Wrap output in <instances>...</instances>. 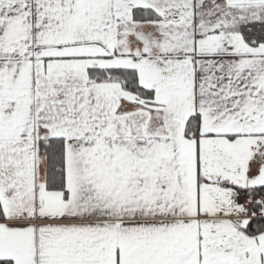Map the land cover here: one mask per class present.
I'll use <instances>...</instances> for the list:
<instances>
[{"label":"snow or ice","instance_id":"snow-or-ice-1","mask_svg":"<svg viewBox=\"0 0 264 264\" xmlns=\"http://www.w3.org/2000/svg\"><path fill=\"white\" fill-rule=\"evenodd\" d=\"M0 264H264V0H0Z\"/></svg>","mask_w":264,"mask_h":264}]
</instances>
